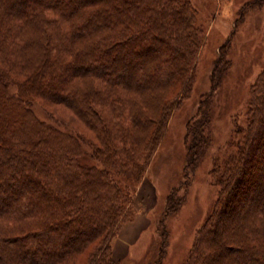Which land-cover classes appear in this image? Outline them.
Masks as SVG:
<instances>
[{
    "label": "trees",
    "instance_id": "1",
    "mask_svg": "<svg viewBox=\"0 0 264 264\" xmlns=\"http://www.w3.org/2000/svg\"><path fill=\"white\" fill-rule=\"evenodd\" d=\"M202 34L183 0H0V264H117L129 186L190 94ZM37 100L66 107L95 140L39 119ZM205 101L187 124L183 187L208 146ZM237 148L216 167L215 214L187 264H264V73Z\"/></svg>",
    "mask_w": 264,
    "mask_h": 264
},
{
    "label": "rangeland",
    "instance_id": "2",
    "mask_svg": "<svg viewBox=\"0 0 264 264\" xmlns=\"http://www.w3.org/2000/svg\"><path fill=\"white\" fill-rule=\"evenodd\" d=\"M183 1L196 10L204 42L197 55L189 96L182 98L170 115L164 137L143 178L129 186L133 206L112 248L116 247L124 228H130L133 237L125 242L120 240L123 250L117 256L121 261L115 260L113 248L117 264H187L199 233L215 214L220 192L216 167L237 153L255 86L264 73V1ZM220 58L217 89L206 99ZM177 84V81L172 83L174 90L178 89ZM10 86L11 92L16 93L15 85ZM174 93L170 94L171 99ZM204 100L201 110L210 118L209 142L203 156L190 168V181L183 187L189 161L185 143L187 124L197 120ZM63 107L43 100L32 106L42 121L94 141L95 134ZM84 148L89 150L86 144ZM175 189L176 203L166 217L167 200ZM95 247L96 244L90 251ZM208 250H213V246ZM86 262L85 254L78 263Z\"/></svg>",
    "mask_w": 264,
    "mask_h": 264
},
{
    "label": "crops",
    "instance_id": "3",
    "mask_svg": "<svg viewBox=\"0 0 264 264\" xmlns=\"http://www.w3.org/2000/svg\"><path fill=\"white\" fill-rule=\"evenodd\" d=\"M132 235H133V232H132V230H130V228H124L121 231L120 237H119L120 239H119L116 247H113L114 248V258H115V260L121 261V259H119V256H117V255H120V253L123 250V244H121L120 242L121 241L125 242L127 238H132L133 237ZM116 258H118L119 260L116 259Z\"/></svg>",
    "mask_w": 264,
    "mask_h": 264
}]
</instances>
